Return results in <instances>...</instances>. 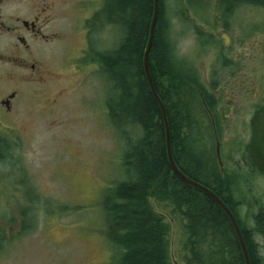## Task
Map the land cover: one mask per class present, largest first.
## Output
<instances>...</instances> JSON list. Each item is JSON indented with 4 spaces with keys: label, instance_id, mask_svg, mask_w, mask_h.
I'll return each instance as SVG.
<instances>
[{
    "label": "rangeland",
    "instance_id": "obj_1",
    "mask_svg": "<svg viewBox=\"0 0 264 264\" xmlns=\"http://www.w3.org/2000/svg\"><path fill=\"white\" fill-rule=\"evenodd\" d=\"M24 1L6 2L4 18L14 12L31 17ZM100 3L56 0L50 7L44 31L56 34L36 45L41 76L30 75V67L0 62V97L17 90L12 111L0 115V139L7 144L0 158V242L5 241L0 264H115V250L103 233L101 199L125 176L124 141L107 118L108 83L93 60H81L89 51L92 56L113 48L119 39L112 26L89 34L88 17ZM164 4L177 57L219 96L210 117L221 171L233 176L240 214L253 226L251 215L264 206V175L243 163L241 150L264 88V7L243 3L225 12L219 0ZM11 41L0 34V51L6 53ZM149 203L167 224L169 263L184 264L181 221L164 202L150 196ZM255 240L264 257L262 237Z\"/></svg>",
    "mask_w": 264,
    "mask_h": 264
},
{
    "label": "trees",
    "instance_id": "obj_2",
    "mask_svg": "<svg viewBox=\"0 0 264 264\" xmlns=\"http://www.w3.org/2000/svg\"><path fill=\"white\" fill-rule=\"evenodd\" d=\"M243 3L264 7V0H219L225 12ZM153 5L154 0H101L88 20L89 34L109 26L119 32L113 48L92 56L89 51L84 57L93 60L90 63L108 83L104 99L107 118L124 141L125 176L111 184L101 199L105 239L115 250V264H170L168 228L149 203L153 196L181 221L184 264H245L224 210L205 192L183 182L169 165L165 124L143 65ZM147 64L165 110L175 164L221 198L240 228L249 264H264L255 240L259 235L264 245V206L251 215L253 226L240 214L233 176L222 173L216 162L218 140L213 138L214 121L210 117L216 102L211 92L214 87L207 90L194 68L183 65L177 57L164 0H158ZM261 90L249 119L250 136L241 150V160L252 172L264 175V88ZM6 148L0 139V158ZM24 210L20 213L23 218ZM20 227L21 231L26 229L24 219ZM3 236L0 233V238Z\"/></svg>",
    "mask_w": 264,
    "mask_h": 264
},
{
    "label": "flooded vegetation",
    "instance_id": "obj_3",
    "mask_svg": "<svg viewBox=\"0 0 264 264\" xmlns=\"http://www.w3.org/2000/svg\"><path fill=\"white\" fill-rule=\"evenodd\" d=\"M8 1L10 0H0V34L1 36L9 34L12 41L6 53L0 51V62H12L19 67H30V75L41 76V69L38 67L39 65L36 66L35 62H43V58L36 45L48 41L56 34L52 31L49 33L44 31L50 20L49 9L56 4V0H25V4H29L32 9L31 17H23L18 12H14L4 18L1 9ZM91 16L92 14L88 19ZM81 60L86 62L87 59L82 57ZM250 89L251 87H249ZM214 94L218 100L219 96L216 95V92ZM16 96L17 90L12 89L0 97L1 116L8 115L12 111ZM253 96L255 98L256 95L253 94Z\"/></svg>",
    "mask_w": 264,
    "mask_h": 264
},
{
    "label": "water",
    "instance_id": "obj_4",
    "mask_svg": "<svg viewBox=\"0 0 264 264\" xmlns=\"http://www.w3.org/2000/svg\"><path fill=\"white\" fill-rule=\"evenodd\" d=\"M157 13H158V0H154V5H153V12H152V17H151V21H150V26H149V34H148V38H147V43H146V47L144 50V54H143V65H144V70H145V74L151 89L152 94L154 95V97L156 98L160 109H161V113H162V117H163V121L165 124V135H166V149H167V156H168V162L169 165L172 169V171L185 183L200 189L201 191L205 192L210 198H212L223 210L224 212L227 214L229 220L232 223V226L234 228V231L237 235V238L239 240L240 246H241V250L244 256V260H245V264H249V259H248V254L246 251V247L244 244V240L240 231V228L237 224V221L234 217V215L232 214L231 210L228 208V206L221 200V198L215 194L209 187L201 184L200 182L193 180L192 178L188 177L187 175H185L179 168L178 166L175 164L172 155H171V150H170V142H169V128H168V124H167V119H166V114H165V110L163 107V104L159 98V96L157 95L152 80H151V76L148 70V64H147V54H148V49L150 47L151 44V40L153 37V32H154V27H155V21H156V17H157ZM222 39H223V44H226L228 41V36L225 32H222ZM9 96H12V94H9ZM216 157L218 160V163L220 165V169L221 168V159H220V155H219V144L217 142L216 145Z\"/></svg>",
    "mask_w": 264,
    "mask_h": 264
},
{
    "label": "bare ground",
    "instance_id": "obj_5",
    "mask_svg": "<svg viewBox=\"0 0 264 264\" xmlns=\"http://www.w3.org/2000/svg\"><path fill=\"white\" fill-rule=\"evenodd\" d=\"M240 22V21H239ZM192 63V62H191ZM246 85V84H245ZM236 118V117H235ZM32 201V200H31Z\"/></svg>",
    "mask_w": 264,
    "mask_h": 264
}]
</instances>
